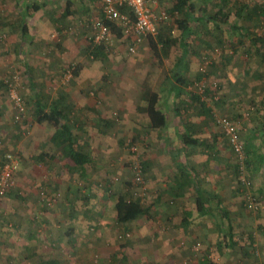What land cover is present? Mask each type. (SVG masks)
Here are the masks:
<instances>
[{
  "label": "rangeland",
  "instance_id": "374dc122",
  "mask_svg": "<svg viewBox=\"0 0 264 264\" xmlns=\"http://www.w3.org/2000/svg\"><path fill=\"white\" fill-rule=\"evenodd\" d=\"M43 1H38L41 7ZM18 2L0 0L3 31V37H0V76L7 77L11 82L15 81L17 86L11 89L16 88L22 95L27 110L24 117L16 121V106L10 90L5 86L0 87V145L8 139L4 150L0 148V167L5 153L11 152L19 156L22 151L20 146L23 145L26 149L31 147L28 141L32 140L35 108L30 103V96L38 92L45 97L49 92L58 96L57 93L69 90L74 83L76 86L79 82L72 68L78 65L77 61L63 64L50 52L40 54L49 57L48 62L32 64L38 69L49 66V70L55 75L52 72V75L38 76V73L34 83L28 79L31 62L26 55L16 52L14 31L7 25L4 26L8 17L13 21L12 13ZM215 2L217 0H209L208 4L213 5ZM170 3L172 2L167 1V4ZM200 6L201 3L197 2L196 12L201 11ZM195 13L193 16L196 17ZM247 17H244V21L238 20L239 24L251 27L254 36L264 38L263 15H255L253 20ZM173 21L174 17L171 16L170 23ZM215 32L213 38H210V47L200 43L202 37L199 35L190 41L191 59L195 60L194 63L198 62V65L194 69L196 64H188V68L195 73L194 77H190L189 72L186 73L190 77L188 79H193L187 88L200 96L206 109L210 110H207L205 118L197 115L195 110L194 115L190 112L196 118L192 122L186 119L189 130L184 128V124H175V120H172L169 134L173 141L170 143L162 140L153 143L148 137L141 138L135 130L124 126L125 118L115 109L125 106L126 104H121L123 98L132 93L137 99L135 102L143 104L142 94L145 90L168 86V77L175 70L184 69L177 60L179 53L176 51L180 50L178 47L172 46L169 53L165 54L159 46V58L154 55L150 45H142L130 53L127 44L122 45L118 39L112 47L105 49L109 56L97 63L99 68L94 66L91 59L87 61L92 74L96 78L102 75V79H98L90 87L92 92H98L94 94L97 97L96 103L91 104L93 114L91 111L88 114H78L77 111L73 114L80 118L85 131L77 134L86 142L85 145L92 148L94 156V161L86 167L84 174L76 172L71 164L67 166L70 170L69 190L72 192L68 204L76 214L69 216L64 229L75 228L74 235L62 243L55 242L58 243L54 244L55 250L62 255H49L53 250L49 248L51 244H45V226L32 215L35 209H41L40 202L23 203L20 211L25 209V212L20 217L16 213L18 208L15 204L19 205L21 202H14L13 207L9 202L11 198H5L0 202V238L3 232H13L12 237L16 241L9 235L7 245H17V249L3 245L0 240V264H41L40 260L51 264L54 256L60 257L61 263L58 264H113L114 261L118 264H202L205 254L212 261L217 260L216 264H264V164L256 172L247 171L245 151H234L227 133L218 122V118L227 117L236 125L244 145L253 136L255 145L264 152V64L260 55H257L256 48L248 45V39L241 41L240 37L228 29ZM165 33L167 36L179 37V31L173 25L167 26ZM227 58L232 59L226 61L224 66H219ZM69 71L72 74L70 77ZM198 75L200 79H195ZM182 98L189 96L184 95ZM44 100L46 102V98ZM91 114L93 118L90 117ZM102 115L114 118V126H107ZM187 131L206 143L194 149L190 157H183L195 168L200 187L208 189L214 196L219 195L223 207L228 211V217H225L223 210H217L218 202L212 195L208 196V206L211 209L208 213L200 214L202 212L197 209V193L193 185L189 187L183 201L174 199L172 191L164 189L166 176L176 166L172 152L166 153V150L169 147H172L171 150L175 149L176 140L181 139V135ZM20 156L23 157L22 154ZM29 157L33 159L36 155L31 152ZM148 160L153 161L150 167L145 163ZM136 163L143 166L141 175L144 182L136 180ZM154 175L161 176L162 179L157 181ZM159 193L163 194L162 198ZM122 194L129 198L135 197L144 204H151L149 216L144 215L126 225L118 223L115 204ZM59 201L41 203L50 209ZM188 212L192 214L190 222L184 224L181 219ZM186 218L188 220L187 216ZM14 223L20 225L15 226ZM21 225L38 234L39 245L37 256L24 258L19 262L18 253L14 251H19L20 254L28 252L26 245L33 243L19 238L20 233H25L20 232ZM230 226L236 237L235 244H230L229 247L222 238ZM27 234L29 233H25Z\"/></svg>",
  "mask_w": 264,
  "mask_h": 264
},
{
  "label": "crops",
  "instance_id": "0c3cea01",
  "mask_svg": "<svg viewBox=\"0 0 264 264\" xmlns=\"http://www.w3.org/2000/svg\"><path fill=\"white\" fill-rule=\"evenodd\" d=\"M18 5L13 10V21H10V18H7V23L5 22L4 26L7 25L9 28H12L15 35V41L14 45L16 47V52L18 54L26 55L27 59L31 62V66L28 68V79L32 83L33 80H35V76L38 74H45V75H52L51 73L53 71L49 70V66L44 67L42 69H38L36 66H34L32 63H42L45 64L49 61V57L46 58L41 54L46 53H52L54 58L57 57L58 62L66 64L69 61L76 60L79 66L78 74H76V80L79 82L75 83L73 87L69 90L61 91L57 94L58 96H54L55 94L49 92L46 93V96L43 95L46 98V104L52 103L53 101H59L63 102L67 105L69 108V111L72 114V120L76 123V126L83 128L82 121L78 116H74L73 114L78 112V114H81V112L88 114L87 112H90L93 114V105L95 100H97V97L94 95L96 92H92L90 90V87L92 86V83L97 81L98 79H102L101 76L95 77L94 74H92V70L87 65L90 59L94 62V66L96 68H99L98 62H101V60L107 58L109 55L107 53H100L97 57H94V55H89V42L91 41V36L93 34V21L100 19L103 17V0H44L43 1V7L35 11L34 14L28 15L26 14V9H24L26 6L31 4H39L38 1L40 0H18ZM167 1H171L172 3L167 4ZM177 0H158V4L156 6V9H170L168 7L173 8L175 5V2ZM209 0H196V3H201L200 12H196L194 10L195 16H193L191 19H189V26L192 29V35H190L188 38L184 39L183 44L186 42L192 41L196 36L198 35L202 37L200 39V43H202L205 47L212 46V41L210 38H213V34H215V31H223L215 29L211 24L206 22L205 20H198V17L200 18L203 14V10L205 8H208L209 11L212 12V10H216L213 5L208 4ZM210 6V7H209ZM197 8V7H196ZM186 9V8H184ZM26 14V15H25ZM180 14V13H178ZM10 15V14H9ZM15 15V16H14ZM194 15V14H193ZM181 16H183L181 14ZM167 22L166 24H163L160 28V31L165 33V28L169 25H173V27L177 28L179 31V37L181 38L182 31L178 27V24L173 21L172 23ZM27 26L28 32H23V27ZM115 29V30H114ZM116 29L121 31V28L114 26L113 30L115 33V40L121 41L122 45L128 44L127 39L124 35L121 37H118L116 33ZM122 33V31H121ZM170 37L177 38L176 36L169 35ZM178 37V39H179ZM155 40L158 43V47L161 46V43L158 39V35L149 37L145 42L142 43L140 46L142 47H148V45H151V40ZM218 41L222 42L223 39H218ZM180 39L179 41L173 45L175 48H179V51H176L179 53V57L177 60L179 61V65L184 68L183 70H175L170 77H168L169 85L168 86H161L159 89L151 90V92L159 93V102L158 107L164 111L168 118V123L165 128L163 129H155L151 127L150 124V118L146 112L140 111L138 108L145 107L146 103L138 104L137 99L135 98L134 93L130 94L129 97L123 98L121 104H126L125 106L117 107L115 111H119L122 116L125 118L124 126L131 130H135V133L140 136L141 138H150L151 142L158 143L159 141H164L165 143H170L171 140L173 141L172 137L170 138L169 134V126L172 122V120L175 124L181 123L184 124V128L189 130V126L186 125V119L188 121L192 122L194 121V118L196 116H192L194 110L197 111V115L201 116L202 118L206 117L207 109L206 105H202L198 101H193L191 99V94L194 93L190 91L187 86L181 85L178 83L177 79L175 78V72H178L181 74L184 78L188 79L190 77H194L193 73L189 68L188 64L191 62L194 63L195 60L191 59V49L192 45H189L187 48V54L186 52H182L180 47ZM57 43V44H56ZM116 43V42H115ZM191 44V43H190ZM251 44V45H250ZM248 44L249 46H253V44L250 42ZM149 46V47H150ZM254 47V46H253ZM151 49V48H150ZM142 51V49H139V51ZM38 51V52H37ZM39 54V55H38ZM184 54V55H183ZM156 57L161 58L160 54H155ZM232 58L224 59V61H221V64L219 66H224L225 62L231 60ZM196 64L194 69H197L198 62L194 63ZM178 65V66H179ZM218 65V64H217ZM42 67V66H40ZM35 69L36 72L34 71ZM221 71V70H220ZM189 72V76H187L186 73ZM216 72V71H215ZM54 74V72H53ZM55 75V74H54ZM196 77L195 79H198ZM190 80V79H189ZM193 80V79H191ZM102 81V80H101ZM100 81V83H101ZM146 91V90H145ZM144 91V92H145ZM122 93L126 94V92L121 91ZM37 95H41L40 92L36 94H32L29 99H34ZM99 95V94H98ZM103 95V92L102 94ZM184 95H188L189 98H182ZM143 100V99H142ZM115 101V100H114ZM120 103V102H117ZM172 112L170 113L169 111ZM188 113H186L187 111ZM191 112V113H190ZM91 114V118H93V115ZM194 115V114H193ZM116 116V114H115ZM114 116V117H115ZM100 117V116H99ZM103 118H105V123L107 126L111 127L114 126V118H108L102 115ZM85 132V131H83ZM101 132V131H100ZM54 133L53 127L48 123H37L35 119V125L32 131V140L29 139L28 142L31 144L30 148L26 149L23 145L21 154L23 157H21V167L20 170L17 172L16 178H17V187L21 188L22 191L24 190L25 193L18 199L16 197H10V201L12 204L14 202H21L19 205L18 203L15 204L16 213L22 217L25 209H22L20 211V207H23V203L25 202H40V210L35 209L34 214H32L35 217V220L38 222H41L45 226V244L48 246L51 244L50 249L53 251L49 252V255L53 256V254L62 255V253H57L56 245L59 242L62 243L67 238H70L68 235H64L63 233L66 231V228L64 229V224L66 225L69 220V216H74L72 213L70 214V206H69V196L72 192H70L69 188L70 185L68 183V176L69 171L67 166L71 164V162L63 158L61 149L58 148L54 143L51 141L52 136ZM191 134L189 131L186 132V134ZM181 135V139L179 138L177 141V146L174 147L175 149L171 150L172 147H169L166 150V153L172 152V157H174V162L176 163L174 170L171 172V174H168L166 176V180H164L163 185L166 186L164 189L167 192L172 191L173 198L176 200L183 201L186 192L189 190V187L191 185L194 186V189L197 193L195 197V202L197 205V198L199 193H203L207 198L212 193L208 189H205L204 187H200L199 183L200 180L197 177L196 170L194 167L190 166L189 162L185 161V157H190L192 154V151L198 147H201V144L198 146H193L190 148H187L184 144V138L185 135ZM192 135V134H191ZM195 137V136H194ZM199 141H205L199 137H196ZM79 143H82L85 145V141H82L80 136H78ZM90 142V141H89ZM88 142V143H89ZM179 146V147H178ZM1 148V146H0ZM3 150V148H1ZM31 152L36 155L35 158L31 159L29 156ZM44 152L47 153L44 158V160H39L40 154ZM93 152V150H92ZM20 154V155H21ZM29 155V156H28ZM254 158L253 156H251ZM94 161V160H93ZM153 161H147L145 162L149 167L151 166V163ZM253 162V161H252ZM73 165V164H71ZM78 167V166H77ZM76 167V172L81 171ZM252 167V166H251ZM256 172V171H254ZM82 173V172H81ZM156 180L159 181L162 179L161 176L154 175ZM70 192V193H69ZM161 192V191H160ZM160 197H163L162 193H159ZM214 195V194H212ZM8 198V197H7ZM219 198V195H218ZM57 200H60L53 208L48 209L44 204L41 202H57ZM209 200V198H208ZM219 203V202H218ZM208 201L205 202V206H208ZM218 205V204H217ZM219 206V205H218ZM222 207V202L220 204ZM219 206V207H220ZM14 207V204H13ZM206 211L200 214H205ZM182 222L185 224V222H190L189 217L192 215L190 212L185 213ZM7 216V215H6ZM188 217V220L186 218ZM200 216V215H199ZM6 218V217H3ZM37 218V219H36ZM184 220V221H183ZM22 220H20L21 222ZM16 225H20V223H16ZM260 225V224H259ZM258 225V226H259ZM25 233H31L30 228H24L21 225L20 232ZM67 232V231H66ZM25 233H20V237L26 241L28 240L27 236L30 234L25 235ZM11 235V237L14 235L13 232L9 233L3 232V235L1 236L0 240L2 241L3 245L9 246L12 249H17V245H7L8 239ZM38 235V234H37ZM12 240L13 237H12ZM20 240V239H17ZM16 241V240H14ZM13 241V242H14ZM58 242V243H55ZM68 242V241H67ZM39 245V243H38ZM5 246V247H6ZM26 248V247H25ZM27 249V248H26ZM48 249V248H47ZM48 251V250H47ZM37 252V250H36ZM14 253H18L17 259L19 262L24 260L26 258L27 254L29 252H23L20 254L19 251H14ZM25 255V256H22ZM38 255V254H37ZM9 257V256H8ZM54 259H58L59 263L60 257L54 256L52 257ZM15 259V258H14ZM51 259V258H50Z\"/></svg>",
  "mask_w": 264,
  "mask_h": 264
},
{
  "label": "trees",
  "instance_id": "16d2710c",
  "mask_svg": "<svg viewBox=\"0 0 264 264\" xmlns=\"http://www.w3.org/2000/svg\"><path fill=\"white\" fill-rule=\"evenodd\" d=\"M217 0V2L213 3V6L215 7L216 10H212L213 12L209 11L208 8H205L203 14L200 18L198 17V20H205L209 24H211L215 29L217 30H222V29H228L230 32L235 34L236 36L241 38V41L248 39L253 46L256 48V53L257 55H260V58H262V62L264 64V38L263 37H258L253 35V31L251 27H245V25L239 24L238 20H243L244 17L247 15V19L253 20L255 15H258L260 17L264 18V0ZM197 3L194 0H177L175 2V5L173 8H170L166 10L167 13L171 16L174 17V21L178 24V27L182 31V35L180 39V47L182 52H186L187 54L188 47L190 42H186L183 44L184 39L188 38L190 35H192V29L189 26V19L193 17V14L195 13L194 10H196ZM41 6L39 4H31L26 6L24 9H26V14L32 15L40 9ZM186 8V9H184ZM263 11V13H262ZM180 13V14H178ZM254 13V14H253ZM25 14V15H26ZM183 15L180 18V15ZM236 20H233V19ZM170 21V20H169ZM168 21V22H169ZM114 27V26H112ZM115 30V29H114ZM1 29V22H0V37H3V31ZM23 32H28L27 31V26L23 27ZM116 33L118 37H121L123 33L121 31L116 29ZM2 34V35H1ZM158 39L161 43V51H163L165 54L169 53V49L176 44L179 39L167 36L163 32H159L158 34ZM261 42V43H260ZM260 43V44H259ZM90 47H89V55H94V57H97L100 53H107L105 51V48L100 46V45H95L92 43V41L89 42ZM151 47L154 51L155 54L160 53V49L158 48V43L155 40H151ZM189 50H191L189 48ZM184 55V54H183ZM79 64L72 67L73 68V74L76 75L78 74V69H79ZM175 78L177 79L178 83L184 86H189L192 84V80L184 78L181 74L178 72H175ZM14 79L15 76H14ZM200 79V77L198 78ZM5 86L8 88V90L11 91V87L17 86L15 84V81L11 82L10 80H7V77L0 76V87ZM10 88V89H9ZM191 99L193 101H198L202 105H204V102H202L200 99V96L196 95L195 93L191 94ZM43 95H37L34 99H31L30 103L34 105V115L37 123H48L50 124L53 129L54 133L52 136L51 141L56 145L58 148L61 149L62 156L64 159L67 161L69 160L71 164H73V169L76 170V167L81 170V172L84 174L86 167L90 165L93 160V152L92 148L89 147V145H83L82 143H79L78 140V132H83L84 129L76 126V123L72 120V114L69 111V108L67 107L66 104L63 102L59 101H53L52 103H47L44 100ZM142 101L146 103L145 107L143 108H138L140 111L146 112L150 118V124L152 128L155 129H163L166 127L168 123V118L167 115L164 111H162L158 107V102H159V93L156 92H151L149 89H147L143 94H142ZM26 104V102H25ZM27 110V106H26ZM208 111L210 109H207ZM17 109H16V114H15V119L16 121H20L24 115L26 114V111L24 113H21V117L19 119L16 118L17 116ZM210 114V112H209ZM106 121V120H105ZM8 141L4 140L2 144L0 145L1 148H4L7 146ZM205 141H199L196 137H194L191 134H186L184 138V144L187 148L193 147V146H198V145H203L205 144ZM244 151L246 154V169L247 171L250 170L252 172L258 171L260 168H262V165L264 164V152L261 151V148L259 146H256L254 143V137L251 136L246 140V143L244 145ZM8 154H13L11 152L5 153L2 156V161H1V167H0V174L2 171V167L5 164L6 157ZM18 160H19V167L17 171L15 172L14 175V180L15 184L13 187L8 189L6 192V195L0 198V202L5 200L7 197H16V199L20 198L25 191L19 187H17L16 183V175L17 172L20 170V165H21V156H17L16 154H13ZM48 155L47 153L42 152L39 156V160H44L45 156ZM253 156L254 158H252ZM253 161V162H252ZM252 166V167H251ZM143 167V166H142ZM212 195V194H211ZM213 198L217 199V203L219 206L221 204L220 198L218 196L212 195ZM208 201V198L203 194L199 193L198 198H197V209L200 212L208 213L209 212V206H205V202ZM217 210H223V213L225 217H228V211L225 209L223 206L219 207ZM48 208V206H46ZM152 205L151 204H144L141 202V200L134 198H129L127 195L122 194L118 196V199L116 200L115 204V210H116V219L118 223L126 225L127 223L137 220L139 217L142 216H149V213L151 211ZM71 211V212H70ZM70 213L75 215L76 213L70 209ZM187 223V222H185ZM16 226V223H14ZM259 227H262V224H260ZM128 229V226H127ZM75 228H69L64 232V235H68L72 237L75 232ZM29 236H27L28 240L32 241L33 243L27 244L26 248L27 251L29 252L26 256V259H30L32 257L37 256L36 250L38 249V243L39 239L37 238L36 232H33L31 230V233L29 232ZM235 234L233 233L232 227L230 226L229 231L223 234L222 241L225 243L226 246H231L230 244L234 245L235 244ZM70 241V240H69ZM221 243V240H220ZM30 257V258H29ZM204 260H202V264H216L217 260H213L208 258L205 254ZM59 260L54 259L51 261V264H58ZM44 261L40 260L39 263L41 264H50L49 261ZM38 264V263H37ZM113 264H118L115 261Z\"/></svg>",
  "mask_w": 264,
  "mask_h": 264
},
{
  "label": "built area",
  "instance_id": "2783aa9c",
  "mask_svg": "<svg viewBox=\"0 0 264 264\" xmlns=\"http://www.w3.org/2000/svg\"><path fill=\"white\" fill-rule=\"evenodd\" d=\"M157 4L158 0H103V17L93 21V34L90 37L92 43L105 49L112 47L115 44L112 26H117L127 39L129 52H135L149 37L158 35L161 26L170 20L166 10L156 9ZM68 75H72L71 71ZM10 95L18 111L16 118L19 119L20 114L26 111L24 98L16 88L11 89ZM218 122L227 133L234 151L243 152L244 144L234 122L227 117L218 118ZM18 167L19 160L13 154H8L0 174V198L14 186V175ZM142 168L139 163L134 165L136 180L144 182Z\"/></svg>",
  "mask_w": 264,
  "mask_h": 264
}]
</instances>
